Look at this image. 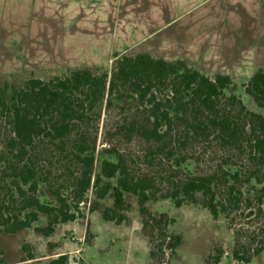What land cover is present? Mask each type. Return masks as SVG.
I'll use <instances>...</instances> for the list:
<instances>
[{"label": "trees", "instance_id": "16d2710c", "mask_svg": "<svg viewBox=\"0 0 264 264\" xmlns=\"http://www.w3.org/2000/svg\"><path fill=\"white\" fill-rule=\"evenodd\" d=\"M232 87L230 76L211 78L185 60L170 62L149 54L122 57L110 75L84 68L49 80L30 79L22 86H0V237L31 229L40 216L48 224L36 231L50 237L60 224L81 216L90 190L99 201L111 196L114 206L106 209L104 220L122 224L131 208L125 199L129 193L139 199L152 263L162 264L159 255L165 250L174 254L182 236L169 233L173 220L154 216L147 203L161 196L179 208L197 203L202 194L203 207L215 218L224 214L230 225L237 214L250 220L254 231L242 226L235 232L233 258L251 263L264 251V115L228 94ZM245 92L264 110V70L255 72ZM124 100L134 106L114 136L150 145L145 155L149 163L164 156L180 165L182 149L213 142L230 154L228 160L212 172L175 178L166 193L154 176L136 171V162L116 146L105 151L116 160H104L95 174L102 108L110 111L115 101ZM64 179L72 182L67 196ZM253 182L251 198L244 188ZM41 185L54 201L41 200ZM90 207L97 211L99 203ZM223 255L222 249L215 250L207 264H220ZM27 257L35 260L32 254ZM48 264H69V258L61 255Z\"/></svg>", "mask_w": 264, "mask_h": 264}, {"label": "rangeland", "instance_id": "374dc122", "mask_svg": "<svg viewBox=\"0 0 264 264\" xmlns=\"http://www.w3.org/2000/svg\"><path fill=\"white\" fill-rule=\"evenodd\" d=\"M138 54L170 62L185 60L211 78L230 76L233 87L227 93L236 94L250 111L264 115L245 92L255 72L264 70V0H0L1 87L63 77L84 68L110 75L122 57ZM133 106L124 100L115 101L110 111L102 108L95 174L101 172L104 160H116L115 154L105 152L116 146L136 162L132 163L136 171L154 176L166 193L175 178L212 172L228 160L230 154L213 142L182 149L180 165L176 158L164 156L149 163L145 155L150 145L139 138L128 142L114 136L117 124ZM62 182L67 196L72 182ZM254 186V182L245 186L248 197H253ZM39 197L43 202L54 201L45 185L40 186ZM196 198L197 203L179 208L161 196L147 203L154 216L165 214L173 220L169 233L182 236L174 254L165 250L159 255L161 263L207 264L210 255L222 249L220 264H246L233 258V249L237 229L244 226L254 231L250 220L237 214L230 225L224 214L215 218L203 207L202 194ZM87 199L81 216L60 224L50 237L36 231L47 226L45 216L31 229L1 235L0 264H48L61 255L68 256L69 264H153L137 196L125 194L131 208L122 224L104 220L106 209L114 206L111 196L99 201L90 190ZM95 202L99 207L93 212L90 206ZM28 254L35 260L26 261ZM249 264H264V251Z\"/></svg>", "mask_w": 264, "mask_h": 264}, {"label": "crops", "instance_id": "0c3cea01", "mask_svg": "<svg viewBox=\"0 0 264 264\" xmlns=\"http://www.w3.org/2000/svg\"><path fill=\"white\" fill-rule=\"evenodd\" d=\"M56 258V257H55ZM26 261H29V260H26Z\"/></svg>", "mask_w": 264, "mask_h": 264}]
</instances>
